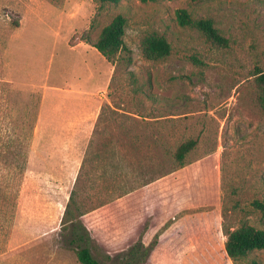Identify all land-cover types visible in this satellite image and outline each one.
Masks as SVG:
<instances>
[{"label": "rangeland", "instance_id": "1", "mask_svg": "<svg viewBox=\"0 0 264 264\" xmlns=\"http://www.w3.org/2000/svg\"><path fill=\"white\" fill-rule=\"evenodd\" d=\"M117 14L126 50L110 62L86 41ZM153 32L171 46L159 60L141 51ZM256 68L264 0H0V264H79L68 219L105 264H235L226 231L264 228Z\"/></svg>", "mask_w": 264, "mask_h": 264}, {"label": "trees", "instance_id": "2", "mask_svg": "<svg viewBox=\"0 0 264 264\" xmlns=\"http://www.w3.org/2000/svg\"><path fill=\"white\" fill-rule=\"evenodd\" d=\"M101 4H117L120 0H96ZM158 1V0H140ZM197 1V0H192ZM176 21L182 26H192L201 32L211 46L227 47L228 38L215 26L211 18L195 19L185 8H178L175 12ZM126 18L122 14H117L99 32L94 42L87 40L102 56L108 61L115 62L119 59V54L126 50L124 42ZM141 51L148 60H159L170 54L171 46L165 36L155 32L145 35L141 41ZM130 60V57H126ZM253 83L257 92V103L264 111V70L256 68L253 73ZM196 140L188 139L178 145L174 152V157L180 164L186 154L195 146ZM73 195H70V200ZM250 206L259 212L264 218V197L253 198ZM66 215L70 211L66 210ZM70 222L72 236L70 242L76 244L74 247L76 260L79 264H105L97 260L89 247V237L87 233H82V226L78 220L68 219ZM226 255L235 263L245 260L246 264H264L260 259L250 256L255 250H264V228H259L247 222H242L237 227L226 231L224 242Z\"/></svg>", "mask_w": 264, "mask_h": 264}]
</instances>
